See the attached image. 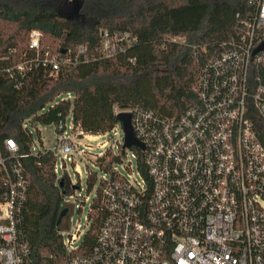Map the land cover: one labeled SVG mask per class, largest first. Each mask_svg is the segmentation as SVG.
Instances as JSON below:
<instances>
[{"label":"built area","instance_id":"2783aa9c","mask_svg":"<svg viewBox=\"0 0 264 264\" xmlns=\"http://www.w3.org/2000/svg\"><path fill=\"white\" fill-rule=\"evenodd\" d=\"M250 4L247 17L237 14L236 35L201 66L195 106L179 116L139 106L128 110L145 145L146 175L132 152L136 175L116 170V179H104L106 214L93 249L77 253L81 245L73 243L83 234L78 225L68 240L61 233L66 255L50 256L48 264H264V145L248 116L252 105L264 121V0ZM41 38L38 30L30 33L32 56L14 67L0 56V76L24 74L35 64L55 77L81 55L89 59L84 46L56 52ZM129 40L125 33L102 31L98 53L113 57L122 50L119 43ZM59 129L64 159L74 163L75 152L82 156L91 149L77 141L79 135L87 139L83 131L66 138V124ZM4 145L14 157L15 140ZM11 167L14 177L7 172L8 193L0 201V264H34L22 224L26 180L19 162Z\"/></svg>","mask_w":264,"mask_h":264},{"label":"trees","instance_id":"16d2710c","mask_svg":"<svg viewBox=\"0 0 264 264\" xmlns=\"http://www.w3.org/2000/svg\"><path fill=\"white\" fill-rule=\"evenodd\" d=\"M252 10L250 0H0V56L9 58L4 65L14 67L31 58L33 30L40 31L42 44L56 52L76 53L84 46L89 56L84 60L81 55L76 65L55 77L48 67L35 64L24 74L0 76V159L5 161L0 163V201L8 193L7 172L14 177L11 166L19 162L26 180L22 224L34 264L66 255L64 220L58 224V217L66 209L68 191L65 184L59 185L55 151L34 150L25 122L54 124L62 133L60 123L72 115L74 130L100 136L118 124L119 112L134 107L179 116L198 103L197 78L203 63L236 35L237 14L245 18ZM102 31L111 36L125 33L130 40L119 43L122 50L105 58L98 53ZM17 81L22 82L19 88ZM248 116L264 145V121L252 105ZM8 138L18 145L14 157L4 145ZM130 149L146 175L143 154L137 147ZM123 155L126 150L120 146L118 153L107 150L95 162L116 179L115 166ZM88 174L92 187L94 174ZM104 185L102 180L90 203L91 228L77 253H89L96 244L106 214Z\"/></svg>","mask_w":264,"mask_h":264},{"label":"rangeland","instance_id":"374dc122","mask_svg":"<svg viewBox=\"0 0 264 264\" xmlns=\"http://www.w3.org/2000/svg\"><path fill=\"white\" fill-rule=\"evenodd\" d=\"M65 124L66 130L64 136L66 138L77 136L78 130L73 129L72 115L67 117ZM24 126L32 133L34 150L44 148L54 150L56 153V172L59 180L64 179V184L68 191L67 194L64 195V203L70 212L69 219L66 215L63 218L64 225L62 226L61 233L64 239L68 240L76 233V228L80 225V230L83 231V234L73 243L74 246H79L84 241L86 232L91 228V222L90 224L88 222L90 203L98 193L102 180L108 177V175L104 174L96 165L95 159L97 156L104 154L107 150H112L115 153L119 152V147L122 145L124 139L122 124L118 122L112 130L100 135L95 140L90 139L89 141L82 135H79L77 141L80 143V147L83 148V146L86 145L87 147H91V149L86 150L82 156L75 152L73 154L74 163L67 158L64 159V155L60 151L61 144L59 140L62 134L57 131L56 125L51 124L43 126L39 123L31 124L27 120ZM104 143L105 146L100 147V145ZM131 153L132 151L130 148L126 149V155L122 156V162L115 166L116 170L123 176L128 175V173L136 175V159L132 157ZM75 164L79 166L81 171L80 176L75 170ZM88 171L94 174V183L92 187H89L88 184ZM72 186H76L77 188H73ZM70 196L73 197L71 198ZM86 196H89L90 199L84 203V198Z\"/></svg>","mask_w":264,"mask_h":264},{"label":"water","instance_id":"95a60500","mask_svg":"<svg viewBox=\"0 0 264 264\" xmlns=\"http://www.w3.org/2000/svg\"><path fill=\"white\" fill-rule=\"evenodd\" d=\"M264 47V43L261 45L260 49ZM62 53L65 52V49L61 50ZM117 120L122 124V128L124 131V139L122 143V149L126 150L128 148L137 147L140 151L145 150V145L135 136L134 129L132 126V113L129 111L119 112L117 114ZM61 187L64 185V179L61 180ZM73 188H77L73 186ZM68 209H64L58 217V224L61 223L63 217L66 215Z\"/></svg>","mask_w":264,"mask_h":264},{"label":"bare ground","instance_id":"6f19581e","mask_svg":"<svg viewBox=\"0 0 264 264\" xmlns=\"http://www.w3.org/2000/svg\"><path fill=\"white\" fill-rule=\"evenodd\" d=\"M87 139H96L97 137L96 136H88L86 137Z\"/></svg>","mask_w":264,"mask_h":264}]
</instances>
